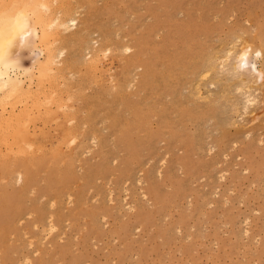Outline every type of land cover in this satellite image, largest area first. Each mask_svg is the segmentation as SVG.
Wrapping results in <instances>:
<instances>
[{"label": "rangeland", "instance_id": "obj_1", "mask_svg": "<svg viewBox=\"0 0 264 264\" xmlns=\"http://www.w3.org/2000/svg\"><path fill=\"white\" fill-rule=\"evenodd\" d=\"M64 10L76 23L55 35L78 34L52 43L64 50L51 67L63 57L66 71L40 86L32 41L15 49L33 96L0 117L41 116L20 142L28 153L0 142V264H264V76L242 108L246 88L221 64L233 42L264 52V0H64ZM101 40L109 50L94 61ZM41 96L51 116L31 107Z\"/></svg>", "mask_w": 264, "mask_h": 264}, {"label": "bare ground", "instance_id": "obj_2", "mask_svg": "<svg viewBox=\"0 0 264 264\" xmlns=\"http://www.w3.org/2000/svg\"><path fill=\"white\" fill-rule=\"evenodd\" d=\"M63 1L64 0H0V109L2 110H5L3 112H7L6 109L7 107L9 108L10 107V110L11 108H13L16 103L18 101H23L21 98L24 97L25 94H23V96L21 97V94L22 92L23 93H26V95L28 94L29 97L33 96L30 94V90L29 91H26L28 90L27 89H24V81L25 79H27V77L29 78V75H31V67H23L20 65V62H19V58L17 57L16 55V52H15V49L17 51V48L20 46L22 47L23 44H29V41H32V43L34 44L35 46V49L37 50V53L40 55V57H38L37 60H33V62H35V66H36V73H37V79L39 80H36L39 85L41 86L42 82H43V79L45 76H47V73L50 72V70H54L52 69L51 66L52 63H55V58H58L59 55L61 53H63V48L61 45L60 46H54L52 43L55 42V40L58 42H62L64 44V42H68L72 39H74L76 37V35L78 34L77 32H72V33H69L68 36H63V35H59V34H56L54 33V26H61V27H64L62 28L61 30L63 31V29H65V27H68L70 24L71 25H75L76 23V19L75 17H69V18H65L66 17V14H67V10L65 11H62V7H63ZM74 1V0H73ZM54 2V5L53 3ZM56 3V4H55ZM62 5V7H61ZM56 8H58L56 10ZM60 8V10H59ZM67 8V7H66ZM76 8V7H75ZM65 9V7L63 8ZM55 10L57 12H55ZM69 10V9H68ZM69 14V13H68ZM80 15V14H79ZM69 23V24H67ZM66 24L68 26H66ZM71 27V26H70ZM69 27V28H70ZM59 28V27H58ZM68 28V29H69ZM53 29V31H51ZM60 33H63L61 32ZM103 36V35H102ZM56 37V38H55ZM259 37V36H258ZM80 38V37H79ZM81 39V38H80ZM104 39V38H103ZM250 40V39H249ZM104 41H106L104 39ZM103 40H101V42L99 43V45L94 49L95 53L94 55L91 57H95L96 59H94V61L97 60V56L99 55V53L103 52L104 54L106 53L108 49V47H103V43H104ZM238 41V40H237ZM252 41V39H251ZM37 43V45L35 44ZM258 43V41H257ZM259 44V43H258ZM250 45V44H249ZM248 44H244L243 45L241 44H238L236 42H233L231 43L228 47H226L225 51H224V57L221 61V64H222V67L226 70V72L231 75L232 78L234 79H237L238 83L240 84V86H238L240 89L241 88H246V91L244 92V96H243V104L241 107L243 108V106L246 108L248 106V104L250 105V101L253 99H256V97H251L253 93L249 92V89L251 88L250 84L252 82H256L257 79L259 78L260 81L263 80V71L262 69L258 68L257 67V63L261 60H263V57H264V52H263V49L261 48H257V49H254L252 50V48L249 46ZM24 46V45H23ZM31 46V45H30ZM43 46V47H42ZM127 46L125 45L124 47V51H125V48ZM23 48V47H22ZM19 49V48H18ZM21 49V48H20ZM86 49V48H85ZM127 49V48H126ZM218 49V48H217ZM121 50H122V47H121ZM35 51V50H34ZM123 51V50H122ZM215 51V50H214ZM213 51V53H214ZM214 54H217V52H215ZM220 57V56H219ZM218 55H211L207 62H206V68H205V72H210L211 70H213L215 68V61L219 58ZM221 57V58H222ZM91 58V59H92ZM89 59L91 62L92 60ZM54 60V61H53ZM220 60V59H218ZM218 60L216 62H218ZM85 61V60H84ZM89 61V62H90ZM57 62V61H56ZM86 62V61H85ZM89 63V64H92V63ZM220 62V61H219ZM241 62H242V65L241 66ZM58 63L61 64L60 67L57 68L58 70V73H55V71L57 70H54L52 71L51 73H55L56 75L59 74V72H63V71H66V69L69 68L70 64L66 61V58H63L61 57V59L58 60ZM87 63H88V60H87ZM85 63L86 65L89 66V64ZM261 63V62H260ZM259 63V65H260ZM57 64V63H56ZM54 64V65H56ZM58 66V64L56 65ZM55 67V66H54ZM86 67V66H85ZM90 67V66H89ZM33 68V67H32ZM56 68V67H55ZM35 69V68H34ZM34 69H32L34 71ZM151 70V74L154 73L153 72V68L150 69ZM215 70V69H214ZM204 71V70H203ZM203 72V74L205 73ZM212 72V71H211ZM35 74V73H33ZM50 74V73H49ZM200 75L202 73H199ZM55 77H60V76H56ZM154 75V74H153ZM209 75V74H208ZM54 76V74H53ZM51 75V77H53ZM64 76V75H63ZM207 76V74H206ZM23 77L24 80H23ZM36 77V76H35ZM50 77V76H49ZM48 77V78H49ZM62 77V76H61ZM60 77V78H61ZM99 77V76H98ZM110 77V76H109ZM34 78V77H33ZM50 79V78H49ZM53 79V78H52ZM55 79V78H54ZM57 79V78H56ZM111 79V78H110ZM202 79V78H201ZM200 79V80H201ZM33 80V82H34ZM200 80L197 82H200ZM36 81L34 82L36 84ZM49 81V80H48ZM53 81V80H52ZM56 80H54L53 82H55ZM196 81V80H195ZM31 82V81H30ZM52 82V84H53ZM37 83V84H38ZM44 83V82H43ZM48 83V82H47ZM45 83V84H47ZM194 84V83H193ZM192 84V88H195V86H193ZM256 84V83H255ZM38 85V86H39ZM55 83L51 86H54L55 87ZM58 85V84H57ZM200 85V84H199ZM202 85V84H201ZM211 85V83H210ZM209 85V86H210ZM264 85V84H263ZM27 86V84H26ZM25 86V88H26ZM35 88L37 87L36 85H34ZM43 86V85H42ZM47 86V85H45ZM50 86V85H49ZM50 86V87H51ZM235 86V85H234ZM236 86V87H237ZM242 86V87H241ZM29 87V85H28ZM49 87V89H50ZM198 87V86H197ZM196 87V88H197ZM35 88H33L32 86V92L31 93H34V91L36 90ZM42 88V87H41ZM46 88V87H44ZM52 88V87H51ZM90 88V87H89ZM88 88V89H89ZM191 88V89H192ZM201 88V87H200ZM35 89V90H34ZM40 89V88H39ZM47 89V88H46ZM233 89H235L233 87ZM252 89V88H251ZM34 90V91H33ZM44 90V89H43ZM48 90V89H47ZM52 93L58 89H56L55 91L53 89H51ZM194 90V89H192ZM238 90L239 92V89H236ZM244 90V89H243ZM257 90V89H256ZM254 90V91H256ZM45 91L44 90L43 92L40 91V95L45 94ZM196 91V90H195ZM193 91V92H195ZM199 87L197 89L196 92L198 93H201L199 92ZM208 91V90H207ZM222 91V89H221ZM219 91V92H221ZM229 86H227V84L225 85L224 89H223V96L225 95L226 99H227V102L229 104V107L233 110V112H237L236 111V106L238 105H235V99L233 100V97H231L232 95H230V93L232 92H229ZM242 91V90H240ZM258 91V90H257ZM35 92H38V89L35 91ZM50 91L49 93L52 94ZM235 92V91H233ZM237 92V93H238ZM243 92V91H242ZM253 92V90H252ZM54 93L52 94L54 97H57L54 95ZM196 93V94H198ZM35 94V93H34ZM38 94V93H37ZM49 94V95H50ZM193 94V93H192ZM211 94V92L209 93ZM240 94H243V93H240ZM27 95V96H28ZM31 95V96H30ZM48 93L46 92L45 96H47ZM195 95V93H194ZM44 96V95H43ZM44 96V97H45ZM51 96V99L52 97ZM241 96V95H240ZM28 97V98H29ZM38 97V96H36ZM42 97V96H41ZM38 98V99H41ZM42 97V99L44 98ZM48 97V96H47ZM242 97V96H241ZM240 97V99H241ZM34 97L32 98H29L30 100L33 99ZM28 99V100H29ZM241 99V101H242ZM25 100H27V98H25ZM24 100V101H25ZM44 100V99H43ZM24 101L23 102H19L20 104H24ZM34 100H32L31 102L33 103ZM41 101V100H40ZM39 100H35L34 101V106L33 104H31V107L36 108V107H42L43 108H46L49 109V111H53L55 109H51V106L49 105L48 102H50V99L48 101V98L46 100H44V102H47V104H45L43 101L40 102ZM235 101V102H234ZM240 101V102H241ZM27 101H25V104H26ZM238 102V101H237ZM236 102V103H237ZM256 102V101H255ZM17 103V105L19 104ZM30 103V102H29ZM43 103V106H39L40 104L42 105ZM241 103V104H242ZM56 104V103H55ZM222 104V103H221ZM27 105V104H26ZM25 105V106H26ZM46 105H49L48 107H46ZM58 105V104H57ZM56 105V106H57ZM240 105V104H239ZM45 106V107H44ZM53 106V104H52ZM228 106V105H227ZM227 106L224 105V107L227 108ZM17 106H15L16 108ZM24 107V105H23ZM22 107V108H23ZM30 107V106H29ZM54 107V106H53ZM60 107V106H59ZM222 106V109L224 108ZM21 108V106H20ZM21 108V110H22ZM28 108V107H26ZM25 108V109H26ZM225 108V109H226ZM241 108V109H242ZM23 108V111L25 110ZM29 111L31 112L32 116H30L31 114H29V117L28 116V112L25 114L26 110L23 112L24 115L21 113V115H16L18 112L15 113V115L13 116V114L11 115H7L8 118L7 120L5 118H2L0 117V142H5V144L7 145L6 147L8 149L10 148H13L12 145L14 144L15 145V148H17L18 151L17 154L18 155H22L23 153H28V150L26 151L24 147L21 146L20 142L21 141H24L26 143L27 140H24L25 137L28 135V129L29 128H36L35 126H32V127H29V124H33L34 125V120L33 119H38V117H40L42 113H39L40 116H38V113L37 112H40L39 109L41 110V108H37L36 112L34 113L33 110H30V108H28ZM84 109V108H83ZM230 109L229 112H231L232 110ZM238 109V108H237ZM9 110V109H8ZM35 110V109H34ZM45 109H43L44 111ZM44 111V114L45 115H49L51 116L50 114H48L47 111ZM243 110V109H242ZM1 111V110H0ZM66 111V110H65ZM227 111V109H226ZM245 111V109L243 110V112ZM2 112V113H3ZM12 112H13V109H12ZM42 112V111H41ZM47 112V114H46ZM49 112V113H51ZM225 112V111H224ZM228 112V113H229ZM234 112V113H235ZM1 113V114H2ZM11 113V112H10ZM14 113V112H13ZM37 113V115H36ZM227 113V112H226ZM5 114V113H4ZM43 114V115H44ZM52 114V113H51ZM224 114V113H223ZM45 115L43 116V118L45 117ZM57 115V114H56ZM227 115V114H226ZM235 115V114H234ZM0 116H3L0 115ZM34 116H38L37 118L34 117ZM225 116V114H224ZM4 117V116H3ZM30 117L31 120H30ZM70 117V116H69ZM42 118V117H41ZM41 118L39 120H41ZM47 118V116H46ZM53 118H58L56 116H54ZM45 119V118H44ZM43 119L42 122V126H43V122L45 121ZM3 120H6L5 122H3ZM224 120V119H222ZM226 120V119H225ZM233 120V119H232ZM227 121V120H226ZM225 121V122H226ZM31 122V123H30ZM33 122V123H32ZM224 123V122H223ZM236 123V122H235ZM49 124V123H48ZM234 124V122H233ZM30 125V126H31ZM45 125V124H44ZM39 128V126H38ZM31 129V130H32ZM34 130V129H33ZM60 131V130H58ZM65 131V130H64ZM32 131H30L31 133ZM39 132V131H38ZM47 133V132H46ZM61 132H59L60 134ZM248 133V132H247ZM37 134V133H36ZM44 134V133H43ZM246 136V135H245ZM64 139L65 143H66V139L64 138V135L60 136ZM29 138L28 136L26 137V139ZM50 138V137H49ZM53 138V137H52ZM92 138V137H91ZM61 139V138H60ZM72 139V138H70ZM34 140V139H33ZM93 140V139H92ZM70 141V140H69ZM91 141V140H90ZM63 142V140H62ZM23 143V142H22ZM68 143V141H67ZM24 144V143H23ZM45 144V143H43ZM31 146V144H27V147L28 146ZM41 144L37 143L36 145H32L33 147L30 148V151H34V150H38L39 151V148L41 149L40 147ZM208 145V144H207ZM29 146V147H30ZM42 146V145H41ZM47 146V145H46ZM54 146H57V147H60L61 144H54ZM43 147V146H42ZM50 149L52 147H49ZM49 148L47 150H49ZM56 148V147H55ZM61 148V147H60ZM14 149H12V151H14ZM46 149V148H45ZM53 149V148H52ZM51 149V150H52ZM58 149V148H56ZM60 150V149H59ZM63 150V149H62ZM11 151V152H12ZM25 151V152H24ZM29 151V152H30ZM61 151V150H60ZM59 151V152H60ZM37 152V151H36ZM48 152V151H47ZM80 152V151H79ZM31 154V153H30ZM33 154V152H32ZM17 156V155H16ZM62 160V159H61ZM79 166V165H78ZM160 168V167H159ZM22 181V180H21ZM16 183V182H15ZM109 198V197H108ZM96 200V199H95ZM70 203V202H69ZM68 204V203H67ZM49 205V204H48ZM66 206V205H65ZM50 221V220H49ZM50 224V223H49ZM48 226V225H47ZM52 226V225H50ZM43 228V227H42ZM51 229V228H50ZM46 230V229H45ZM47 231V230H46ZM44 231V232H46ZM159 238V237H158ZM42 240V239H41ZM31 244V243H30Z\"/></svg>", "mask_w": 264, "mask_h": 264}]
</instances>
